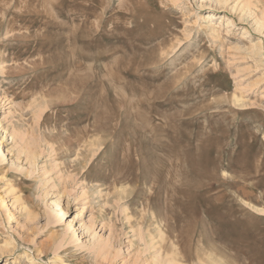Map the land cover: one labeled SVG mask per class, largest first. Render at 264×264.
I'll list each match as a JSON object with an SVG mask.
<instances>
[{"label":"rangeland","instance_id":"obj_1","mask_svg":"<svg viewBox=\"0 0 264 264\" xmlns=\"http://www.w3.org/2000/svg\"><path fill=\"white\" fill-rule=\"evenodd\" d=\"M0 149V264H264V0H0Z\"/></svg>","mask_w":264,"mask_h":264},{"label":"bare ground","instance_id":"obj_2","mask_svg":"<svg viewBox=\"0 0 264 264\" xmlns=\"http://www.w3.org/2000/svg\"><path fill=\"white\" fill-rule=\"evenodd\" d=\"M217 3L218 4H225L226 3V0H217ZM0 153H2V151H1V149H0ZM61 204H56L55 206H56V208L58 209V211H57V215H60L61 213H62V210H61V206H60Z\"/></svg>","mask_w":264,"mask_h":264}]
</instances>
